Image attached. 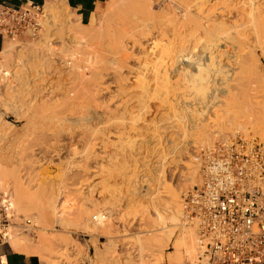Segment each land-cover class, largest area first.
<instances>
[{
  "label": "rangeland",
  "instance_id": "obj_1",
  "mask_svg": "<svg viewBox=\"0 0 264 264\" xmlns=\"http://www.w3.org/2000/svg\"><path fill=\"white\" fill-rule=\"evenodd\" d=\"M138 2V0H106L99 7L100 11L95 12L88 23L81 25L78 18L70 10L63 6L61 0H54L52 4H50L52 8L49 7V10L47 9V3H45V6L43 5V18L40 21V27L35 36L31 37L29 35H18L0 39V50L2 43H8L12 44V48L14 51L17 50L22 54L20 58L15 59L16 63L20 65L18 66L20 67V70L18 73L19 80L17 83L12 82V78L9 73L12 70L11 62H3V59L0 57V63L6 69L4 74L5 76H0V177L2 176L0 178V181L1 179H3V182L0 183V190H7L9 192L10 200L12 202L15 214L22 218H28L31 223L30 227H28V229L24 231H17L14 228L8 243L11 244L10 247L12 246L11 248L14 250H19L25 253L36 255L40 261V264H178L171 259L168 261L167 252L171 250V240L177 234L179 226H176L177 228H172L169 225L165 227V229L172 228L174 230L168 243L169 250L164 249L162 251V257H160L159 260H155L153 253L143 248V240L149 237L152 227L145 224V218H143L142 211H145V207L149 205L151 199L153 197H156L162 190H158L159 187L161 188V186L157 184V180H159V177L162 176L160 177L162 179H160L161 181H164V183H166L167 185L174 187L175 191L177 190L176 200L179 206V210L181 211L182 193L192 185L199 183L201 166L200 153L202 150L211 147L216 139L224 137L226 138L235 133H240L244 136L256 137L257 139L264 141V138H260L259 135L254 133L251 129H247V131L245 132L237 129L232 130V133L230 134H222L220 131H213L209 134V139L206 144L199 145L192 142L190 145L188 143L191 142L190 140L192 138V135L189 129V132L184 130L186 129L184 127L186 123V121H184L185 114H182L184 113V111L181 110V108L180 110L176 109L178 106H184V103H182L184 99L188 101L191 100L190 98H192V96H195L194 88H192V91L190 87H192L191 85L194 83V81L202 75H204V78L206 79L211 76V74L215 73L214 76H211L213 81L215 82L211 81L210 84L217 86L218 84L216 83L219 82V84H221L218 85L219 88H226V90L230 91H227L228 93L223 96L221 94L218 95L219 98L217 97V105L219 104L220 107L219 105H216L214 106V108L211 107L210 109L206 110V112L203 113V116L205 115V117L207 118L211 116V114L213 115L215 110L219 108L223 109L224 106L229 107L238 103V101L241 102V100L244 101L245 99H247H244V96H242L241 100L236 99V101V97L234 96L233 92L236 95L241 90L244 91L247 88H252L254 91L256 86L260 87V91H264V52L259 49V42H257L259 40L263 41L264 43V39L263 37H258L256 35H252L250 37L247 36V34H251V31L247 29L248 27L245 29L247 30V32L249 31L248 33L242 34L240 37H237L238 39L234 40L236 44H238V42H241V48L238 49L237 46H239V44L236 45L235 43H233L234 41H231L230 44V41L227 40L229 43L226 41L228 44L225 43L227 45L224 46L225 51L218 53L215 57H213L214 59L211 57L213 55L210 56L213 59L212 61H214V64H212V61L211 64H208L210 63V61L206 60L205 62H207V64L203 67L205 70L201 69L196 73L189 69H187L186 71L181 70L183 73H178L175 67L178 62L176 63L174 61L175 57L170 59L169 56L161 55L160 57V55H148L149 57L146 56L145 59L142 56H138V62H140V60H143L144 62L142 61V63L145 64H142L140 62L138 63V66H134L132 65L133 62L131 63L130 61L126 65V68L123 69L122 74L123 76L130 75L126 76L128 77V82L125 81L127 78H124V80H122V83H120L121 81L117 79L116 80L118 83L116 82V80L114 82V79H112V81L110 78L105 79L106 82L109 83L108 85H110L111 90L113 89L111 88L112 86H118V84H121L119 85V87L122 91H126V93H123V97L120 96V98H118L119 96L117 95H112V93L110 92L104 96L105 98L99 97L98 99V96H94L90 89L89 92L88 89L85 90V88L87 87L90 88V86H86L87 83H90L86 82L88 80L84 81L86 84L83 82L85 85H83V83L81 82L84 87L80 84V82H77V73L79 74V72H85V77H88L87 79H90L92 77L91 68L97 65L98 67H95V70H97L101 69L103 65H109L105 60H107L111 56L110 53L113 51L114 47L112 48V51H109V48L111 49V46L109 47V45L106 44L108 42H105L104 40L107 39L106 41H109L110 39V41L114 43L116 37L114 31L112 32L113 28L115 27V25H117L122 16L126 15L125 13L132 12L131 9H137ZM128 19L129 17L126 18V20ZM104 20H106L105 23H103V26L100 27ZM123 21L120 22L122 26L125 25ZM129 22H133L131 24H134V20ZM239 23L241 22H238L237 24ZM242 24L240 25L243 27ZM241 26H238L239 30L241 29ZM124 27V32H126L128 25H125ZM107 28H109V31ZM107 31L109 32V34ZM106 35L110 38L108 39ZM98 36H101L100 38L103 37L102 39H104L105 37V39L102 40ZM245 36L248 37L246 38V40L248 39L247 41L249 43L244 40L240 41V39H243V37ZM83 37L85 41H82ZM93 37L99 38L96 40L98 44L94 45L93 43L94 46H91L92 41L89 38ZM111 38L114 40H112ZM255 38L257 41H255ZM73 40H75L76 42ZM77 40L82 41L81 44H78L80 42H78ZM89 40L90 42H87ZM250 40H254L253 44H251V46H253L251 47L249 45L252 49L247 46L251 43ZM96 41L95 39L93 40V42ZM101 41H104L105 43L103 42L102 44ZM83 42L87 43L89 47H92V49L88 51L93 50V47L97 45L98 53H95L97 56H93L95 55L93 51H96L97 49H94L92 51L93 55H86V53L88 52L83 53L84 51L82 50L87 51L86 49L88 48L87 45H83ZM244 43L245 45L247 44L246 47L243 45ZM110 44L112 45V43ZM233 44H235V46ZM73 45L75 47L79 46L80 52L78 51L79 49L77 50L79 53L74 49V51L78 54H76L75 52L72 53V50V52L70 51L71 53L68 52L65 54V50L75 48L73 47ZM98 45L102 46L101 49L98 47ZM232 45L233 48L231 47ZM242 45L245 48H243ZM85 46L86 48H84ZM113 46H115V43L113 44ZM240 49L241 51H239ZM69 53L70 56L67 57ZM80 53H83L84 57L83 54ZM101 53L102 55L98 56V54ZM132 54L133 53H131L130 55ZM77 55L81 56L78 57ZM85 55L87 56V60L84 59ZM187 55L189 56V58L193 59L198 57L197 55H200V53L198 54L197 52H194L192 53V55L189 53ZM28 56L32 57L30 62L28 61ZM98 57H103V59H97V62H94V58ZM70 58L71 60L73 59L72 62ZM80 59L83 61L81 62ZM98 60L99 64H96L98 63ZM171 60L173 63L170 62ZM248 60L251 61L249 62ZM76 62H78L77 65ZM83 62H85L86 64ZM66 63L69 66L70 64H74L73 66L76 67L77 70H75L73 66H71L73 70H71L72 72L69 71V73L67 71ZM93 63L95 64L93 67L85 66H92ZM171 63L172 66H170ZM180 65L181 64L177 65V67H183L182 65ZM111 66L112 64L110 66H107L106 69H109L108 67ZM132 67L137 68L138 72L137 69H132L130 71ZM226 67L228 68V70ZM139 68L140 70H142V72L139 71ZM209 69H211L212 72L213 70L218 71V73H210L209 71L211 70ZM126 70H128V72ZM239 70L241 72H239ZM229 71L232 72L231 75H233V73L236 74L237 72L240 75H234L233 80L227 79L225 77L229 76ZM191 72H193L194 74ZM208 72L209 74H207ZM225 72H229L227 73V76L225 75ZM163 73H166L167 80L165 79V76H162ZM133 74L137 75L136 78L132 77ZM221 75H223L224 78H221ZM72 78L74 79L72 80ZM248 78L249 80H247ZM221 79L224 80L225 83ZM219 80L221 81V83ZM234 80L235 83L233 82ZM8 81L15 86L14 91L12 85H10V88L8 87V89L3 86L6 85V82ZM189 81H191V83ZM236 82L242 86H238V84L236 86ZM249 82L251 84H249ZM28 83H30L31 85ZM142 83L145 87L143 88V90L148 89L147 91L143 92L142 86H140V84ZM64 84L67 85V87H65L67 89V92H70V90H75L74 93H78L68 94V97L70 99L67 98L66 93L64 94V92H66V89L64 88V86L66 85ZM246 84H249L248 86H250L251 88H245L247 86ZM71 86H73L72 88L75 89H72ZM47 87L51 88L46 89ZM78 87L80 88L77 90ZM189 89L190 92H188ZM207 89L206 91L208 92ZM33 90L34 92L40 93H37L39 96H37L38 101L35 100L36 94L35 96L33 95ZM54 90H56V93L53 92ZM44 91L51 94L53 92V94H46ZM253 91H251V95L255 94H252ZM28 92H31V97H29L30 94ZM41 92L42 96H40ZM140 92H142V94ZM121 93L119 95H121ZM199 94H201V92H199ZM70 95L75 96L71 97ZM46 96L48 97L46 98ZM110 97L111 99H109ZM128 97H130V99ZM43 98H46V101ZM71 98L74 99H72L73 102L75 101L74 103L71 102ZM19 99H21L22 102ZM18 100L21 103H23L24 101V104L21 105H24V107L26 106L25 108L28 111L30 109L29 113H24L27 111L25 108H23L22 112L16 113V115L12 111H10V106H8L6 103L18 102ZM78 100H82L84 102L82 103V101ZM63 101H66V104L68 103V101L71 102L68 103V107L66 106L68 110H66V104H63ZM125 101H127L128 103ZM130 101L131 103H129ZM42 102L44 104H47L43 106L41 105ZM76 102H78V104ZM110 102H112L113 104H119V106L120 104L122 105L123 102V105L120 106L124 110L123 113H120L123 115V117L122 115H117L104 119L103 116L105 114L100 112L101 114L97 116L98 118H95L90 122L89 126L92 131L86 132L85 130H80V128L78 129V127L73 125V122H71V124L69 123L70 121H66L67 119H70L71 117L82 113L84 110V106L86 105H89V107L91 106V109L93 108V110L95 109L94 111L99 112L100 108L107 105V103H109V105H113ZM36 104H40L38 105V107H41L42 109L47 106V109H43L42 112V109H37ZM27 105H30L28 106L29 109L27 108ZM72 105L73 107L71 108ZM30 107L33 109H31ZM201 107L202 105L198 104L196 106L192 105V107L190 108L192 110H196L195 112L197 113L198 108ZM51 108L55 111H57L58 109V111H52ZM74 108L80 109L74 110ZM82 108L83 110L81 111ZM60 109L65 111H62ZM39 110L40 113H37L39 112ZM47 110H50L51 112H48ZM35 111H37L36 114ZM180 111L183 112L179 113ZM44 112L46 115L48 113L47 116L49 117V121L48 118L45 117L46 115L42 114ZM71 112L76 113L74 115H70ZM22 113H24L27 118L24 117V114ZM59 113L63 114L60 115ZM65 113L69 114L70 116H67V114L65 115ZM196 113L195 115H197L198 117V114ZM33 114L37 116L34 117ZM40 114L43 115V118L41 116H38ZM195 115L192 116H194L195 118ZM61 116H65V118H62ZM36 117H39V119H37L39 121L36 120ZM41 118L44 119V122L47 120L48 123H43V120ZM52 118L55 121L52 120ZM30 120L32 122L35 121L36 125L33 124V126H40L33 127ZM65 122L66 124H64ZM41 123H43L44 125H41ZM116 123L118 124L116 125ZM41 126L44 127L42 128ZM25 127L29 128H27L26 130ZM83 132L86 137L88 136L87 138L84 137ZM85 138L89 140L88 148L86 151L83 148L86 143V141H83ZM79 141H81L82 144ZM169 143H171L172 146L171 144L169 145ZM187 147H189V149H187ZM182 148L185 150H182ZM173 149L176 151L174 152ZM86 153H89L88 158L85 157ZM190 160L192 162H190ZM86 161L88 163L87 168L84 167V165L87 164ZM79 162L82 163L80 164ZM189 163H192L194 167L196 166L194 168V170H196L194 172V180H181V184L177 183V185L173 179V176L180 172L182 166L184 167ZM78 164L80 166H78ZM82 170H90V173L85 175L86 172L84 173ZM6 172L12 174L13 177H7L6 180L5 174L6 176H9ZM181 172H185L184 169H182ZM154 174L156 178L152 179L154 178ZM15 178L18 179L19 184L22 185L21 191L23 190L24 194L38 193V195L41 194L42 196L43 194L46 197H50L51 200H49L48 203L52 202L53 207L56 208H42L41 211L33 209L28 210L25 199L13 201V186L14 182L17 181L14 180ZM12 179L13 181H11ZM185 181L188 183L184 184ZM43 203L45 204L46 201ZM54 204L56 206H54ZM78 204L82 206L83 209L88 213L83 216L80 225L74 224L73 222V209H76ZM94 215H105L104 221H100L101 223H93L91 221V218ZM19 217L14 218V221L16 223L20 221V219H18ZM179 219L181 222L180 224H183L185 226V229H189V231H192L195 242V231L193 227L185 224L182 221L181 212ZM44 240L48 242V246L47 250L45 251L47 255H44L43 257L40 254L38 248L41 247V244L44 242ZM194 248L196 249V245L194 246ZM195 249L192 257L190 258H187L188 256L186 257V255H182L181 260L178 261L179 264H183L193 259ZM184 257H186V259ZM171 261L174 263H172Z\"/></svg>",
  "mask_w": 264,
  "mask_h": 264
},
{
  "label": "bare ground",
  "instance_id": "obj_2",
  "mask_svg": "<svg viewBox=\"0 0 264 264\" xmlns=\"http://www.w3.org/2000/svg\"><path fill=\"white\" fill-rule=\"evenodd\" d=\"M46 3H47V9L49 10V7L50 4H52V2L54 0H45ZM138 5H137V9L136 10H132V12H127L125 13L126 15L122 16V18L119 20V22L117 23V25H115V27L113 28L112 32L114 31V34H115V39H112L114 40V43H115V46H113V42L110 41V37H108L109 35V28L108 29V39L109 41H106L102 38H100L101 36H98L100 39L104 40L105 42H108L106 44L109 45V47L111 46V49L109 48V51L111 50L112 51V48L114 47L113 51L110 53L111 56L105 60L107 64V66H110L112 64L111 67H108L109 69H106L107 66L103 65L101 69H97L95 70V67H98L97 65L94 66L95 64L93 63L92 66H89V65H85V66H88V67H93L91 68V75L92 77L90 79H87L88 77H85V72H79V74L77 73V82H80V84L82 85V83L85 81V80H88L86 82H90L89 84L87 83L86 86H90V88H85V90L88 89V92H89V89L90 91L92 92V94L94 96H98V99L99 97H104L107 93H112V95H117L119 96L118 98L123 97L122 94L123 93H126V91H122L121 88L119 87V85L121 84H118V86H112L111 88H113L112 90L110 89V85H108L109 83L106 82L105 79L107 78H110L111 81L112 79H114L113 81L115 82V80H120L122 83L124 80V78H127L125 81L128 82V77L126 76H130V75H124L122 74L123 72V69L126 68V65L131 61L132 65L134 66H138V63H142V61L140 60L139 61V57L138 56H142L143 58H145L146 56L149 57L148 55H163V56H169L170 59L174 58V61L179 64H181L183 67H177V65H179L177 63V65L175 66L176 67V70L179 72H182L181 70H192L194 73L196 72H199L201 69H204L203 67L206 66L207 62H205L206 60H209L210 63L208 64H211V61L214 59L213 57H215L218 53L222 52V51H225V47L224 46H227L225 43H227L228 41H230V44H231V41H234L235 39H238L237 37H240L242 34H245V33H248L249 31H251V34H247V36H252V35H256L258 37H263L264 39V0H138ZM135 2V1H134ZM49 4V5H48ZM135 5V4H134ZM52 8V7H51ZM129 17L128 20H126V18ZM101 19H104V18H101ZM125 20V21H123ZM134 20V24H131L133 22H129V21H132ZM106 20H104V22H102L101 26H103V23H105ZM125 24V25H128L127 27V31L124 32L125 29H123V27L125 26H122V24H120V22H122ZM126 22V23H125ZM129 24H128V23ZM238 22H241L239 24H237ZM115 23V24H116ZM243 23V24H242ZM242 24L243 27L240 25ZM100 25V24H99ZM241 26L240 30L238 29V26ZM248 27V28H247ZM126 28V27H124ZM248 29L249 31L247 32V30L245 29ZM106 32V31H105ZM103 34H106V33H103ZM102 35V34H101ZM111 36V35H110ZM112 36H113V33H112ZM247 36L243 37V39H240V41L244 40V41H247L246 38H248ZM96 37V36H95ZM254 37V36H253ZM86 38V37H85ZM88 38V37H87ZM94 38V37H93ZM93 38H89L91 41H92V45L91 46H94L95 44H98V42L96 41L97 39L99 38H94L96 42H93ZM245 38V39H244ZM250 39V38H249ZM262 39V40H263ZM87 40V39H86ZM87 41V42H90ZM228 40V41H227ZM75 41V40H73ZM72 41V43H73ZM78 44H81L82 41H85L84 40V37L82 39V41H79L77 40ZM100 41V40H99ZM103 41V42H104ZM227 41V42H226ZM251 41V40H250ZM255 41L256 38H255ZM76 42V41H75ZM102 42V41H101ZM102 42V44H103ZM104 42V43H105ZM248 42V41H247ZM246 42V43H247ZM254 40L251 41L250 44H246L250 49H252L251 47V44H253ZM259 42V49H261V51L264 52V43L263 41H257ZM256 42V43H257ZM262 44H261V43ZM84 44L83 45H87V43L83 42ZM94 43V45H93ZM112 43V45L110 44ZM229 43V42H228ZM227 43V44H228ZM235 43V41L233 42ZM241 43V42H240ZM240 43L238 42L239 46H237V48H241V45ZM249 43V42H248ZM101 44V43H99ZM225 44V45H224ZM229 44V46H230ZM236 44V43H235ZM235 44H233L235 46ZM236 44V45H238ZM77 45V44H76ZM233 45L231 46L233 48ZM245 47V43L243 44ZM242 45V47H243ZM251 47H250V46ZM88 46V45H87ZM256 46V45H254ZM73 47H75L73 45ZM98 47L101 49L102 46L98 45ZM108 47V46H107ZM243 47V48H245ZM66 48V47H65ZM77 48V49H76ZM83 48V47H82ZM86 48V46L84 47ZM83 48V49H84ZM95 50L97 49V45L95 47H93ZM77 51L79 49V46L75 47V48H70L69 50H65V54L70 52L71 51L72 53H74L75 51ZM92 49V47H89L86 49L87 51L85 50H82L84 51L83 53H86L87 54H92V51L94 50H91V51H88ZM99 49V51H100ZM231 49V48H230ZM254 49V47H253ZM233 50V49H232ZM237 50V49H236ZM245 50V49H244ZM249 50V49H248ZM67 51V52H66ZM80 52V49L78 50ZM77 51V52H78ZM81 51V52H82ZM235 51V50H234ZM241 51V49L239 50ZM253 51V50H251ZM260 51V50H259ZM70 52V53H71ZM77 52H75L76 54H78ZM94 54L97 52L98 53V49L96 51H93ZM194 52H197L198 54L200 53V55H197L198 57L196 58H189V56L187 55L188 53L192 55V53ZM244 52V51H243ZM70 53L68 54L67 57L70 56ZM83 53H80V54H83ZM96 53V54H97ZM131 53H133L132 55H130ZM250 53V52H249ZM63 54V53H62ZM64 54V55H65ZM93 55L94 57L97 56V55ZM106 54V53H105ZM139 54V55H138ZM240 54V53H239ZM264 54V53H263ZM22 54L19 52V51H14L13 48H12V44H3V47H2V50L0 51V57L3 59V62H11V72L10 75H11V78H12V82L14 83H17L18 80H19V77H18V73H19V70H20V65H18L16 63V60L17 58H20ZM74 55V54H73ZM85 55V58L87 60V56ZM99 55H102L101 54H98ZM190 55V57H191ZM213 55V56H211ZM223 55V54H222ZM63 56V55H62ZM66 56V55H65ZM78 56V55H77ZM76 56V57H77ZM81 55H79L78 57H80ZM213 58H211V57ZM251 56V55H250ZM75 57V56H74ZM83 57H84V54H83ZM82 57V58H83ZM91 57V56H90ZM104 57V56H103ZM103 57H98V58H94L95 61L94 62H97V59H103ZM153 57H156V56H153ZM231 57V56H229ZM263 57V56H262ZM28 61L30 62V60L32 59V57L28 56ZM72 58V57H71ZM70 58V60H71ZM151 58V57H150ZM163 58V57H162ZM166 58V57H165ZM218 58V57H217ZM106 59V58H104ZM146 59V58H145ZM169 59V60H170ZM81 60V59H80ZM254 60V59H253ZM66 61V60H65ZM73 61V59L71 60V62ZM83 60H81L82 62ZM163 61V60H162ZM249 61V60H248ZM251 61V60H250ZM249 61V62H250ZM64 62V61H63ZM68 62V61H67ZM79 62V61H78ZM76 62V65L77 63ZM91 62V61H90ZM144 62V61H143ZM168 62V61H167ZM172 62V60L170 61ZM214 64V61H212ZM85 63V62H83ZM87 63V61H86ZM85 63V64H86ZM105 63V62H103ZM161 63V62H159ZM173 63V62H172ZM172 63L170 66H172ZM232 63V62H231ZM8 64V63H7ZM6 64V65H7ZM96 64H99V60H98V63ZM142 64H145V63H142ZM5 65V63H4ZM10 65V64H9ZM74 64H70L67 65L66 63V66H67V71H71L73 70V68L75 70L76 67L73 66ZM100 65H101V60H100ZM131 65V66H132ZM141 65V64H140ZM160 65V64H159ZM174 65V64H173ZM180 65V66H181ZM253 65H256V64H253ZM73 66V68L71 67ZM105 66V68H104ZM130 66V67H131ZM152 66V65H151ZM217 66V65H215ZM81 67V66H80ZM163 67V66H162ZM165 67V66H164ZM212 67V66H210ZM250 67V66H249ZM85 68V67H84ZM145 68V66H144ZM158 68V67H157ZM166 68V67H165ZM171 68V67H170ZM186 68V69H185ZM221 68V67H220ZM227 68V67H226ZM225 68V69H226ZM234 68V67H233ZM237 68V67H236ZM243 68V67H242ZM80 69V68H79ZM132 69H137V68H134L132 67L130 69V71ZM151 69V68H150ZM222 69V68H221ZM6 70V69H5ZM86 70V69H85ZM100 70V71H99ZM156 70V69H155ZM170 70V69H169ZM175 70V69H173ZM205 70V69H204ZM211 70V69H209ZM208 70V71H209ZM217 70V69H216ZM228 70V68H227ZM226 70V71H227ZM230 70V69H229ZM234 70V69H233ZM243 70V69H241ZM249 70V69H247ZM24 71V70H23ZM128 72V70H126ZM139 71L142 72V70H140L139 68ZM148 71V69H147ZM158 71V70H157ZM235 71V70H234ZM233 71V72H234ZM72 72V71H71ZM75 72V71H74ZM137 72H138V69H137ZM139 72V73H140ZM165 72V71H164ZM191 72V73H193ZM210 73L212 72L209 71ZM209 72L207 74H209ZM214 72H217L218 71H214ZM230 72V73H229ZM229 72H225V75L227 76V73H229V76L225 77L227 79H231L233 80L234 79V75H240L238 74V72L235 74L231 71ZM239 72H241L239 70ZM9 73H6V74H9ZM70 73V72H69ZM68 73V74H69ZM125 73V72H124ZM132 73H135V72H132ZM137 73V74H139ZM176 73V72H175ZM183 73V72H182ZM186 73V72H185ZM184 73V74H185ZM193 73V74H194ZM216 73V75H217ZM220 73H223V72H220ZM219 73V74H220ZM5 74V72H4ZM90 74V72H89ZM110 74V75H108ZM142 74V73H141ZM144 74V73H143ZM164 74V75H163ZM162 76L164 77L165 76V79H166V73H163ZM202 74V73H201ZM205 74V73H204ZM218 74V75H219ZM243 74V73H242ZM172 75V74H171ZM183 75V74H182ZM188 75V74H187ZM214 74H211V76H214ZM246 75V74H245ZM9 76V75H8ZM137 75L133 74L132 77L133 78H136ZM191 76V74H190ZM201 76V75H200ZM209 76V75H208ZM207 76V77H208ZM209 76L208 78H204V75H202L201 77H199L198 79H196L194 81V83L191 85L192 87H190V89L192 90V88H194V94L195 96H192V98H190L191 100H188L186 101L184 99V101L182 103H184V106H181V107H177L176 109L180 110H183L184 113L182 114H185L184 115V121H186L184 127L186 129H184L185 131H188V129L191 131V135H192V138H191V142L188 143L191 145V143H195V144H206L208 139H209V134L212 133L213 131H220L222 134H226V133H232V130H242L243 132L247 131V129H251L254 133L258 134L260 138H264V91H260V87L256 86V88L253 89L248 86L249 84H251L249 82V84H246L247 87L251 88V89H246V90H241L240 92H238L237 90V94L239 95H235V93L233 92L234 96L236 97V99L238 100H241L242 96H244V101L241 100V102L238 101V103L232 105V106H229V107H226V106H222V108H219L217 110H215L214 114L211 116H209L208 118L205 117V115L203 116V113L206 112V110L210 109L211 107L214 108V106L217 105V99L219 98L218 95H225L226 93H228L227 91L229 90H226L223 89V88H219L218 85H221L218 83L217 86L216 85H211V81H213L212 77ZM222 77L221 78H224L223 75H221ZM232 77V78H231ZM142 78V77H141ZM152 78V77H151ZM158 78V77H157ZM187 78V77H186ZM194 78V77H193ZM214 78H217V77H214ZM239 78V77H238ZM74 78H72L73 80ZM140 79V78H139ZM170 79V77H169ZM225 79V80H227ZM11 80V79H10ZM116 80V82H117ZM136 80V79H135ZM146 80V79H145ZM148 80V79H147ZM167 80V79H166ZM222 80V79H221ZM238 80V79H237ZM249 80V78L247 79ZM109 81V79H108ZM220 81V80H219ZM224 82V80H222ZM239 81V80H238ZM75 82V81H74ZM76 82V83H77ZM82 82V83H81ZM136 82V81H135ZM138 82V81H137ZM148 82V81H147ZM191 83V81H189ZM215 82V81H213ZM222 82V83H223ZM229 82V81H228ZM235 83V80L233 81ZM243 82V81H242ZM247 82V81H246ZM71 83V82H69ZM85 83V82H84ZM83 83V85H85ZM111 83V82H110ZM118 83V82H117ZM141 83V82H140ZM145 83V82H144ZM151 83V82H150ZM221 83V81H220ZM225 83V82H224ZM232 83V82H231ZM241 83V82H240ZM8 84V85H7ZM30 84V83H28ZM114 84V83H113ZM116 84V83H115ZM124 84V83H123ZM134 84V82H133ZM136 84H139V83H136ZM214 84V83H212ZM237 82H236V86H237ZM12 85L13 87V91H14V88L15 86L11 83V82H6V85H3L6 89H8V87ZM25 85V84H24ZM23 85V86H24ZM31 85V84H30ZM66 85V84H64ZM75 85V84H74ZM73 85V86H74ZM80 85V87H81ZM82 85V86H83ZM126 85V84H125ZM124 85V87H125ZM180 85V84H179ZM178 85V86H179ZM225 85V84H223ZM50 86V85H48ZM52 86H55V85H52ZM71 86V88L73 87ZM127 86V85H126ZM140 86H142V90L144 87L143 83L140 84ZM228 86V85H227ZM238 86H242V85H239ZM254 86V87H255ZM2 87V86H1ZM34 87V86H33ZM37 87V86H36ZM42 87V86H41ZM40 87V88H41ZM67 87L64 86V88ZM69 87V86H68ZM78 87L77 90L80 88ZM84 87V86H83ZM82 87V88H83ZM3 88V89H5ZM10 88V87H9ZM27 88V87H26ZM51 88V87H50ZM50 88H46V89H50ZM53 88V87H52ZM58 88V87H57ZM141 88V87H140ZM183 88V87H182ZM208 88V89H207ZM243 88V87H242ZM244 88V89H245ZM19 89V88H18ZM42 89V88H41ZM44 89V88H43ZM59 89V88H58ZM66 89V88H65ZM72 89H75V88H72ZM190 89L188 92H190ZM206 89L208 90V92L206 91ZM262 89V88H261ZM11 90V89H10ZM69 90V89H68ZM83 90V89H81ZM111 90V91H110ZM131 90V89H130ZM137 90V89H136ZM139 90V89H138ZM148 90V89H147ZM147 90H143L144 91H147ZM186 90V89H185ZM202 90V91H201ZM258 90V91H256ZM36 91H42V90H36ZM56 90H54L53 92H55ZM70 90V92H67V89H66V92H64V94L66 93V96L67 98H69L68 94H73L75 92V90L72 91ZM133 91V90H132ZM184 91V90H183ZM187 91V90H186ZM193 91V90H192ZM197 91V92H196ZM250 91V92H248ZM251 91L253 95H251ZM257 93H256V92ZM16 92V90H15ZM14 92V93H15ZM20 92V91H19ZM22 92V91H21ZM34 92V90H33ZM32 92V93H33ZM46 93V91H44ZM52 92V94H53ZM58 92V90H57ZM81 92V91H80ZM90 92V94H91ZM122 92V93H121ZM128 92V91H127ZM131 92V91H130ZM182 92V91H181ZM180 92V93H181ZM186 92V93H188ZM199 92H201V94H199ZM230 92V91H229ZM232 92V91H231ZM248 92V93H246ZM29 93V92H28ZM31 93V92H30ZM29 93V94H30ZM40 94L39 92H34V96L36 94V99L37 100V96L38 94ZM56 93V92H55ZM78 93V92H77ZM77 93H74V94H77ZM87 93V92H86ZM121 93V95H119ZM142 94V92H140ZM148 93V92H146ZM192 93V92H191ZM243 93V94H242ZM17 94V92H16ZM28 94V95H29ZM44 94V93H43ZM46 94H51V93H46ZM51 94V95H52ZM81 94V93H80ZM84 94V92H83ZM184 94V93H183ZM192 94V95H194ZM232 94V93H231ZM137 95V94H136ZM145 95V94H144ZM178 95V94H177ZM189 95V94H188ZM186 95V96H188ZM248 97H246V96ZM1 96V94H0ZM17 96V95H16ZM15 96V97H16ZM42 96V92H41V95ZM71 97H74L73 95H70ZM85 96V94H84ZM93 96V97H94ZM108 96V95H107ZM113 96V97H114ZM125 96V94H124ZM130 96V95H128ZM135 96V95H134ZM142 96V95H141ZM14 97V98H15ZM31 97V94L30 96ZM39 97V96H38ZM48 96H46L47 98ZM51 97V96H49ZM80 97V96H79ZM82 97V96H81ZM112 97V96H111ZM111 97L109 99H111ZM182 97V96H180ZM179 97V98H180ZM218 97V98H217ZM233 97V96H232ZM239 97V98H237ZM46 98H43L45 99L46 101ZM87 98V97H86ZM91 98V97H90ZM96 98V97H94ZM105 98V97H104ZM117 98V97H116ZM117 98V99H118ZM130 99V97H128ZM138 98V97H137ZM186 98V97H185ZM26 99V98H25ZM40 99V98H39ZM70 99V98H69ZM73 98H71V102ZM82 99V98H80ZM93 99V98H92ZM97 99V98H96ZM108 99V98H107ZM115 99V98H114ZM113 99V100H114ZM21 101V99H19ZM8 102L6 103L8 106H10V111H12L15 115L16 113H20L23 111V108L24 105H21V104H24V101L23 103L21 102ZM30 100V99H29ZM74 100V99H73ZM133 100V99H132ZM38 101V100H37ZM43 101V100H42ZM44 101V102H45ZM77 101V99H76ZM78 101H82V100H78ZM87 101V100H86ZM90 101V100H89ZM110 101V100H109ZM108 101V102H109ZM121 101V100H120ZM134 101V100H133ZM141 101V100H140ZM237 101V100H236ZM36 102V101H35ZM49 102V101H47ZM51 102V101H50ZM64 103L63 104H66L65 102L66 101H63ZM70 101H68V103H71ZM75 102V101H74ZM73 102V103H74ZM84 101H82L83 103ZM91 102V101H90ZM104 102V101H103ZM113 102V101H112ZM110 102V103H112ZM127 102V101H125ZM153 102V101H152ZM173 102V101H172ZM20 103V104H19ZM30 103V102H29ZM33 103V102H32ZM68 103L65 105V107L68 105ZM78 104V102H76ZM75 103V105H76ZM89 103V102H88ZM87 103V104H88ZM95 103V102H94ZM93 103V105H94ZM128 103V102H127ZM131 103V101L129 102ZM163 103V102H162ZM179 103V102H178ZM176 103V104H178ZM221 103V102H220ZM229 103V102H228ZM28 104V103H27ZM31 104V103H30ZM47 103H41V105L45 106ZM50 104V103H49ZM99 104V103H98ZM102 104V102H101ZM100 104V105H101ZM113 104V103H112ZM198 104H201L202 107L201 108H198V111L197 113L195 112L196 110H192L190 107H192V105H198ZM222 104V103H221ZM37 105V104H36ZM40 105V104H38ZM37 105V109H42L41 107H38ZM53 105V104H51ZM79 105H80V102H79ZM92 105V106H93ZM96 105V104H95ZM99 105V106H100ZM122 105H123V102H122ZM120 104V106H122ZM161 105V104H160ZM171 105V104H170ZM219 105V104H218ZM217 105V106H218ZM226 105V104H225ZM23 106V107H22ZM28 106L30 105H27V108ZM32 106V105H31ZM42 106V107H43ZM84 106V105H83ZM119 106V104H113V105H109V103H107V105L105 106H101L102 108H100V111L99 112H96L93 110V108L91 109L89 107V105H86L84 106V110L83 108L81 109V111L83 110L82 113L80 114H77L76 116L74 117H71L70 119H67L66 121H70L69 123L73 122V125H75L76 127H78V129L80 128V130H85L86 131H92L91 128H90V122L91 120L95 119V118H98L97 116L101 113H104L105 115L103 116L104 119L106 118H109V117H112V116H117V115H122L120 113H123L124 110ZM125 106V105H124ZM163 106V105H162ZM228 106V105H227ZM64 107V108H65ZM68 107V106H67ZM66 107V110H68ZM73 107V105L71 106V108ZM75 107V106H74ZM82 107V106H81ZM127 107V106H126ZM174 107V106H173ZM220 107V105H219ZM31 108V107H30ZM50 108V107H49ZM69 108H70V105H69ZM96 108V107H95ZM171 108V107H169ZM26 109V108H25ZM29 109V108H28ZM33 109V108H31ZM43 109H47V106L44 107ZM43 109L41 110L43 112ZM77 109L79 110L80 108H74V110ZM98 109V107H97ZM141 109V108H140ZM27 110V109H26ZM25 110V111H26ZM44 110V111H45ZM52 110V108H51ZM62 110V109H60ZM70 110V109H69ZM145 110V109H144ZM30 111V109H29ZM29 111L27 110L26 112L24 113H29ZM34 111V110H33ZM48 112H51L50 110H47ZM52 111H55V110H52ZM58 111V109H57ZM55 111V112H57ZM62 111H65V110H62ZM61 111V112H62ZM137 111V110H136ZM139 111V110H138ZM183 111H180L179 113L183 112ZM191 111H194V112H191ZM212 111V110H211ZM11 112V113H12ZM32 112V110H31ZM37 111H35V114H36ZM60 112V111H59ZM101 112V113H100ZM22 113V114H24ZM37 113H40V110L39 112ZM68 113V112H67ZM65 113V115L67 114ZM76 113V112H75ZM74 112L70 115H74L75 114ZM128 113V112H127ZM169 113V112H168ZM194 113V114H193ZM198 114V117L197 115ZM211 113V112H210ZM34 115L37 116V115ZM42 114H45L42 113ZM42 114L38 115L39 117L43 116ZM51 114V113H50ZM56 114V113H55ZM60 114V113H59ZM63 114V113H61ZM60 114V115H61ZM181 114V115H182ZM20 115V114H18ZM17 115V116H18ZM46 115V114H45ZM44 115V116H45ZM48 115V113H47ZM45 116L48 118V121H49V117L48 116ZM58 115V116H60ZM69 114H67L68 116ZM69 115V116H70ZM173 115V114H172ZM175 115V114H174ZM180 115V114H178ZM192 115H195V118L194 116ZM210 115V114H209ZM22 116V115H21ZM126 116V115H125ZM183 116V115H182ZM16 117V116H15ZM19 117V116H18ZM17 117V119H18ZM23 117V116H22ZM21 117V118H22ZM24 117L25 114H24ZM39 117L37 118L36 117V120L39 119ZM56 117V115H55ZM62 118H65V116H61ZM123 117V115H122ZM130 117V116H129ZM27 118V117H26ZM43 118V117H42ZM41 118V119H42ZM51 118V117H50ZM60 118V119H62ZM67 118V117H66ZM125 118V117H124ZM177 118V117H176ZM31 119V118H30ZM35 119V118H33ZM119 119V117H118ZM117 119V120H118ZM128 119V118H126ZM141 119V118H140ZM179 119V118H178ZM211 119V120H210ZM27 120V119H26ZM43 120V123H48V121L46 120L44 122V119ZM41 120V121H42ZM52 120H54L52 118ZM59 120V119H58ZM103 120V119H101ZM100 120V121H101ZM113 120V119H112ZM125 120V119H124ZM138 120V119H137ZM31 121V120H30ZM39 121V120H37ZM40 121V122H41ZM55 121V120H54ZM61 121V120H60ZM64 121V120H63ZM106 121V120H105ZM29 122V121H28ZM32 122V121H31ZM39 122V123H40ZM108 122V121H107ZM129 122V121H128ZM136 122V121H135ZM181 122V120H180ZM37 123V122H36ZM41 123V125L43 124ZM53 123V122H52ZM57 123V122H56ZM59 123V122H58ZM97 123V122H96ZM122 123V122H121ZM119 123V124H121ZM124 123V122H123ZM26 124V123H24ZM32 126L33 124H35V121H33L32 123ZM29 124V125H31ZM50 124V123H49ZM60 124V123H59ZM66 124V122L64 123ZM72 124V123H71ZM92 124V123H91ZM118 123H116L117 125ZM133 124V122H132ZM131 124V125H132ZM184 124V123H183ZM36 125V124H35ZM44 125V124H43ZM63 125V124H62ZM69 125V124H67ZM93 125V124H92ZM112 125V124H111ZM177 125V124H176ZM28 126V125H27ZM40 126V125H39ZM38 125L37 126H33V127H39ZM46 126V124H45ZM48 126V125H47ZM108 126V125H107ZM181 126V125H179ZM42 127V126H41ZM44 127V126H43ZM42 127V128H43ZM51 127V126H50ZM74 127V126H73ZM96 127V126H95ZM114 127V126H113ZM26 128V127H25ZM29 128V127H27ZM26 128V130H27ZM120 128V127H119ZM124 128V127H123ZM122 128V129H123ZM35 129V128H34ZM63 129V127H62ZM65 129V128H64ZM71 129V128H70ZM118 129V128H117ZM133 129V128H132ZM79 130V131H80ZM109 130V129H108ZM183 130V129H182ZM77 131V129H76ZM78 131V132H79ZM183 131V132H185ZM241 131V132H242ZM116 132V131H115ZM132 132V131H131ZM189 132V131H188ZM68 133V132H66ZM75 133V132H74ZM91 133V132H90ZM81 134V133H80ZM79 134V135H80ZM84 134V132H83ZM89 134V133H88ZM127 134V133H126ZM189 134V133H188ZM63 135V134H62ZM75 135V134H74ZM60 136V135H59ZM72 136V135H71ZM78 136V135H77ZM123 136V135H122ZM74 137V136H73ZM84 137L85 134H84ZM88 137V136H87ZM86 137V138H87ZM102 137V136H101ZM109 137V136H108ZM186 137V136H185ZM82 139L83 141H86L85 143V146H83L84 150L86 151L87 148H88V144H89V140L87 139ZM188 138V137H187ZM69 139V138H68ZM74 139V138H73ZM89 139V138H88ZM91 139V138H90ZM96 139V138H95ZM105 139V138H104ZM67 140V139H66ZM188 140V139H187ZM63 141V140H62ZM71 141V140H70ZM91 141V140H90ZM68 142V141H67ZM81 142V141H79ZM63 143V142H62ZM96 143V142H95ZM60 144V143H59ZM67 144V143H66ZM82 144V142H81ZM93 144V143H92ZM171 143H169L170 145ZM185 144V143H184ZM68 145V144H67ZM60 146V145H59ZM101 146V145H100ZM172 146V144H171ZM66 147V146H65ZM99 147V146H98ZM169 147V146H168ZM191 147V146H190ZM104 148V147H103ZM171 148V147H170ZM185 148V147H184ZM95 149V148H94ZM175 149V148H174ZM173 149V150H174ZM181 149V148H180ZM179 149V150H180ZM187 149H189V147H187ZM172 150V151H173ZM182 150H185L182 148ZM92 151V150H91ZM176 150H174L175 152ZM181 151V150H180ZM179 151V153H180ZM186 151H189V150H186ZM89 152V151H88ZM173 152V153H174ZM184 152V151H183ZM58 153V152H57ZM91 153V152H90ZM98 153V152H97ZM60 154V153H59ZM89 153H86L85 157L88 158ZM170 154V153H169ZM185 154V153H184ZM187 154V153H186ZM91 155V154H90ZM189 158V157H188ZM191 159V158H190ZM84 160V159H83ZM181 160V159H180ZM89 161V160H88ZM97 162V161H96ZM165 162V161H164ZM190 162H192L190 160ZM80 163V162H79ZM82 163V162H81ZM80 163V164H81ZM87 163V161H86ZM195 163V162H194ZM185 165V164H184ZM195 165V164H194ZM78 166H80L78 164ZM65 167V166H64ZM85 168L88 167V163L84 165ZM163 167V166H162ZM196 167V166H195ZM192 163H189V164H186L184 167L182 166V169H184L185 172H180L176 175L173 176V179L175 181V183L179 184L181 182V180H185V179H189V180H194V172L196 170H194L195 168ZM80 168V167H78ZM84 168V170H85ZM82 170L84 173L86 172L85 175L89 174L90 170L88 171H84ZM158 170V169H157ZM154 171V170H153ZM155 172V171H154ZM160 172V171H158ZM162 172V171H161ZM7 173V172H6ZM83 173V174H84ZM1 175V173H0ZM7 175L9 176H6L5 174V179L7 180V177H10L11 178L13 177L12 174L10 173H7ZM161 175V174H160ZM2 177V176H1ZM0 177V178H1ZM162 177V176H160ZM159 177V180H157V184L159 186H161V188L159 187V189H162L159 194L156 196V197H153L151 199V201L149 202V205L145 207V211L143 212L142 211V215H143V218H145L144 222L145 224L147 225H150V227H152V230L150 231V235L149 237H147L146 239L143 240V248L151 253H153L154 255V258L155 260H159L160 257H162V251L164 249H167L169 250V241H170V238L172 236V233H173V230L172 229L173 227H176V226H179L178 227V232L177 234L174 236V238L171 240V244H170V248L171 250H169L167 253V258H168V261L171 259V260H174L175 262H177L179 264V260H181V256L182 255H186L187 258H190L192 257L193 253H194V236H193V233L192 231H189V229H185V226L183 224H180V219H179V216H180V210H179V206L177 204V200H176V191H175V188L174 187H171L169 185H167L166 183H164V181H161L162 179ZM155 174H154V178L152 179H155ZM4 179V180H5ZM161 179V180H160ZM14 180H17L14 182V186H13V201H19L20 200H24L26 201V204H27V209H33V210H37V211H41L42 208H51L53 207V203L49 202V200H51L50 197H46L45 195L41 194L38 195V193H27V194H24L23 190L21 191V186L19 184V181L18 179H14ZM13 181V179L11 180ZM178 181V182H176ZM3 182V179H1L0 183ZM156 182V181H155ZM185 183H188V182H184ZM177 184V185H178ZM181 184V183H180ZM11 185V184H10ZM179 186H182V185H179ZM178 187V186H177ZM179 188V187H178ZM183 188V187H182ZM46 203L44 204L43 202ZM52 204V205H51ZM54 206H56L54 204ZM21 208V206H20ZM56 208V207H53V209ZM85 208V207H84ZM74 212H73V216H74V224H79L81 223L82 221V218L85 214H88L86 210L83 209L82 206H80L78 204L77 208L76 209H73ZM104 218H105V215H94L92 218H91V221L93 223H99L100 221H104ZM70 221V220H69ZM101 223V222H100ZM169 225L170 227H172L171 229L168 228V229H165V227ZM177 228V227H176ZM158 231V232H157ZM175 234V233H174ZM48 242H46V240H44V242L41 244V247L38 248V250L40 251V254L44 257V255H47L46 254V250H47V244ZM50 245V244H49ZM10 246V244H9ZM50 250V249H49ZM195 255V254H194ZM186 257H184L186 259ZM2 260V258H1ZM188 260V259H187ZM190 261V260H189ZM172 262V261H171ZM47 263V262H46ZM174 263V262H172ZM145 264V263H144Z\"/></svg>",
  "mask_w": 264,
  "mask_h": 264
},
{
  "label": "built area",
  "instance_id": "obj_3",
  "mask_svg": "<svg viewBox=\"0 0 264 264\" xmlns=\"http://www.w3.org/2000/svg\"><path fill=\"white\" fill-rule=\"evenodd\" d=\"M42 18L43 5L0 3V39L35 36ZM200 158L199 183L181 195L182 221L196 235L195 255L183 264H264V141L235 133L216 139ZM16 217L9 192L0 190V245H9L14 228L30 227L28 218Z\"/></svg>",
  "mask_w": 264,
  "mask_h": 264
},
{
  "label": "crops",
  "instance_id": "obj_4",
  "mask_svg": "<svg viewBox=\"0 0 264 264\" xmlns=\"http://www.w3.org/2000/svg\"><path fill=\"white\" fill-rule=\"evenodd\" d=\"M24 1H31L44 6L46 3L45 0H0V3L16 6ZM104 1L106 0H61L63 6L78 18L81 25L88 23L92 15L100 11L99 7ZM2 47L3 43L1 50ZM11 247L9 245H0V264H40L36 255L14 250Z\"/></svg>",
  "mask_w": 264,
  "mask_h": 264
}]
</instances>
